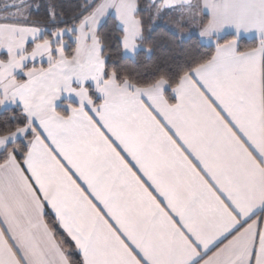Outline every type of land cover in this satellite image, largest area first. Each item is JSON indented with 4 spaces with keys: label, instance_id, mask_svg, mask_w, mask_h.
<instances>
[{
    "label": "snow or ice",
    "instance_id": "obj_1",
    "mask_svg": "<svg viewBox=\"0 0 264 264\" xmlns=\"http://www.w3.org/2000/svg\"><path fill=\"white\" fill-rule=\"evenodd\" d=\"M70 19L0 0V264H264V0ZM160 21L174 60L145 77Z\"/></svg>",
    "mask_w": 264,
    "mask_h": 264
},
{
    "label": "trees",
    "instance_id": "obj_2",
    "mask_svg": "<svg viewBox=\"0 0 264 264\" xmlns=\"http://www.w3.org/2000/svg\"><path fill=\"white\" fill-rule=\"evenodd\" d=\"M46 0H41L39 2L40 4L45 3ZM58 3H60L63 7V11L65 13V19L71 22V16L73 14V11L75 10L76 4L78 3V0H58ZM44 15V8L41 7L38 11L35 9L33 10V16H39L43 17ZM61 27H64V24L60 25ZM161 28L164 29V32H161ZM105 32L106 36H109L111 38L112 36V22L109 20V22L104 26V29L102 30ZM171 29H169L167 26L164 25H158L156 27L155 31L152 33V39L155 43V50L151 57L147 56H141V58L135 63V65L132 67V70L139 72L143 74L145 77H149L152 75L153 70L155 68H165L170 66L173 63L174 60V52L173 47L171 43L169 42V36L171 35ZM241 43L244 47H250L254 46L255 43H258L257 40L248 39L243 37ZM111 49L115 51L116 44L114 39L111 41ZM193 44H186L185 47H192ZM201 53H208L210 49L205 45L199 49ZM51 222V221H50ZM57 227V230L62 233V230H60Z\"/></svg>",
    "mask_w": 264,
    "mask_h": 264
},
{
    "label": "rangeland",
    "instance_id": "obj_3",
    "mask_svg": "<svg viewBox=\"0 0 264 264\" xmlns=\"http://www.w3.org/2000/svg\"><path fill=\"white\" fill-rule=\"evenodd\" d=\"M31 2H32L33 4H37V3L41 2V0H31ZM161 24H164L163 21L158 22V25H161ZM165 26H166V25H165Z\"/></svg>",
    "mask_w": 264,
    "mask_h": 264
},
{
    "label": "crops",
    "instance_id": "obj_4",
    "mask_svg": "<svg viewBox=\"0 0 264 264\" xmlns=\"http://www.w3.org/2000/svg\"><path fill=\"white\" fill-rule=\"evenodd\" d=\"M161 25H164V24H161ZM165 26V25H164ZM170 29V28H169ZM245 38H248V39H252V38H250L249 36H245ZM37 66H40V64H39V61L37 62ZM44 66L46 67L47 66V64H46V62L44 63Z\"/></svg>",
    "mask_w": 264,
    "mask_h": 264
}]
</instances>
